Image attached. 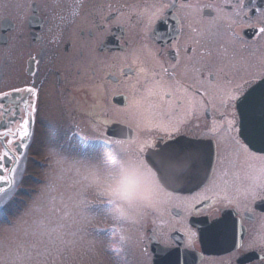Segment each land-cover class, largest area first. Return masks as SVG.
Segmentation results:
<instances>
[{
    "label": "flooded vegetation",
    "instance_id": "1",
    "mask_svg": "<svg viewBox=\"0 0 264 264\" xmlns=\"http://www.w3.org/2000/svg\"><path fill=\"white\" fill-rule=\"evenodd\" d=\"M169 2L80 0L73 14L68 5L75 0H0V93L25 87L37 93L19 94L37 107L21 163L28 169L39 128L51 119L58 121L55 132L69 127L68 143L77 134L75 151L80 136L103 139L105 126L132 148L173 133L171 140L165 135L168 143L203 149L202 182L163 199L139 224L138 264H264V191L245 192L260 162L246 160L232 139L243 142L241 123L252 118L251 112L242 118L243 97L235 89L250 101L264 97V35L249 27L261 26L264 8L255 0L247 20L231 23L209 7L217 0H187V6L177 0L162 22L155 5ZM229 95L237 101L229 103ZM0 103L7 107V98ZM20 115L5 112L0 131ZM260 147L249 150L259 156ZM107 228L101 233L111 238ZM126 245L118 242L111 255L118 264L132 262Z\"/></svg>",
    "mask_w": 264,
    "mask_h": 264
},
{
    "label": "snow or ice",
    "instance_id": "2",
    "mask_svg": "<svg viewBox=\"0 0 264 264\" xmlns=\"http://www.w3.org/2000/svg\"><path fill=\"white\" fill-rule=\"evenodd\" d=\"M79 3L80 0H75L74 4L68 5L73 14ZM176 6L177 0H170L163 8L155 5L160 12L157 18L165 21ZM249 6L257 9L255 0H217L215 5L209 7L215 8L218 20L234 23L237 17L245 20L249 18ZM260 7L264 8V0H261ZM150 21L155 22L151 18ZM257 22L261 25L259 28L256 24H250L249 27L255 29L257 35H264V11H259ZM156 38L163 40L164 36L158 35ZM235 91L243 97L239 102L242 118L246 112L252 113V118L243 120L240 126L239 137L244 138L243 142L237 137L232 139L235 150L246 160L260 162L259 168L254 169L255 174L249 176L251 183L245 189L246 193L255 196L258 188L264 191V154L256 156L249 149L260 144L258 151L264 153V97L250 101L243 89L237 87ZM21 93H30L31 97L37 95L35 88L29 87L13 88L9 92L0 93V100L7 98V107L0 103V118H3L5 112L14 115L19 110L21 113L18 121L14 124L9 121L6 129L0 131V145H3V150H0V208L17 203L24 172L27 170L26 165L21 164V159L26 158L27 149L31 146L30 128L37 107L31 98L19 95ZM235 101L237 96L229 95L228 102ZM257 107L260 113L258 120L255 118ZM233 128L235 124L230 122L229 131ZM114 131L105 126L101 132L104 138L99 141L89 136H80L76 142L79 158L70 165L66 166L67 157L62 155V145L59 151L53 152L54 156L60 157L55 161L56 169L47 180L38 182L42 185L41 190L35 193V199L25 205L16 224L11 226L15 233L25 238L43 237L46 234L51 236L55 233L56 239L63 240L65 236H74L79 231L78 228L75 231L71 229L85 219L87 213L101 214L105 209L108 210L107 216L116 223L139 225L154 214L156 206L163 199H171L174 193L182 191L184 187L202 182L203 149L200 146L168 143L174 134L165 133L153 137L152 142L137 141L138 147H125L122 139L109 134ZM76 135L73 133V136L68 137L69 143ZM165 135L168 140H165ZM128 136L131 144L130 133ZM64 177L69 178V185L59 195L60 211L63 213L60 220L71 218V223L50 227L51 215L58 211L57 200L51 197V193L56 181ZM89 197L91 200H88ZM92 201H95V206H92ZM194 209L195 205H192L189 210ZM119 239L123 242L125 237L121 235ZM147 239L154 240L150 230ZM139 240L142 242L143 237ZM37 243L39 240L33 241V244ZM261 259L264 260V257Z\"/></svg>",
    "mask_w": 264,
    "mask_h": 264
},
{
    "label": "rangeland",
    "instance_id": "3",
    "mask_svg": "<svg viewBox=\"0 0 264 264\" xmlns=\"http://www.w3.org/2000/svg\"><path fill=\"white\" fill-rule=\"evenodd\" d=\"M57 125L58 121L51 119L47 121V124H43L44 127L39 128L32 146L28 169L25 172L27 177L24 178L23 187L21 186V194L17 198V203L11 205L5 215H1L0 264H118L117 258H111V255L118 252L116 248L119 247L118 237L121 235L125 237L121 246L122 243L123 246L127 244L126 250L128 254H131V264L140 263L137 251L139 249L137 238L139 225L116 223L107 216V209L101 214L87 213L85 219L71 229L75 231L78 228L79 231H76L74 236H65L63 240L56 239L55 233L51 236L46 234L43 237L28 236L25 238L13 231L11 226L16 224L25 205L35 199V193L41 190L42 185L38 182L47 180L54 173L55 161L60 157L54 156L53 152L59 151L60 146H63L62 155L67 157L66 166L79 158L71 143L69 144L64 139V133L69 127L64 124L61 130L55 132ZM68 185L69 178L67 177L56 181L51 197L56 198L58 211L51 215L50 227H55L60 223L66 225L71 223V218L60 220L63 213L60 211L59 195ZM88 200H91V197ZM92 205L95 206V201H92ZM107 227H110L113 234L115 233L111 238H104L101 233L108 229ZM114 228L118 230H113ZM34 240H39V243L33 244Z\"/></svg>",
    "mask_w": 264,
    "mask_h": 264
},
{
    "label": "trees",
    "instance_id": "4",
    "mask_svg": "<svg viewBox=\"0 0 264 264\" xmlns=\"http://www.w3.org/2000/svg\"><path fill=\"white\" fill-rule=\"evenodd\" d=\"M22 187H23V186H22ZM15 207H16V206H15ZM15 207H14V208H15ZM6 211H7V210H4V211L0 212V218H1V215H2V214L5 215Z\"/></svg>",
    "mask_w": 264,
    "mask_h": 264
},
{
    "label": "bare ground",
    "instance_id": "5",
    "mask_svg": "<svg viewBox=\"0 0 264 264\" xmlns=\"http://www.w3.org/2000/svg\"><path fill=\"white\" fill-rule=\"evenodd\" d=\"M21 164L23 165V162Z\"/></svg>",
    "mask_w": 264,
    "mask_h": 264
}]
</instances>
